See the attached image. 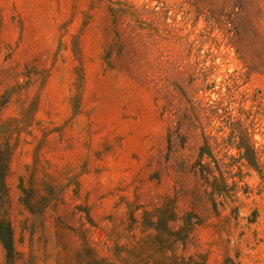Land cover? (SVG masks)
Wrapping results in <instances>:
<instances>
[{
  "label": "rangeland",
  "instance_id": "obj_1",
  "mask_svg": "<svg viewBox=\"0 0 264 264\" xmlns=\"http://www.w3.org/2000/svg\"><path fill=\"white\" fill-rule=\"evenodd\" d=\"M0 144L15 264H264V0H0Z\"/></svg>",
  "mask_w": 264,
  "mask_h": 264
},
{
  "label": "trees",
  "instance_id": "obj_2",
  "mask_svg": "<svg viewBox=\"0 0 264 264\" xmlns=\"http://www.w3.org/2000/svg\"><path fill=\"white\" fill-rule=\"evenodd\" d=\"M205 155L209 154L201 147L200 158L193 166L195 173L208 184L214 194L228 195V184L220 180L224 178L221 170L218 168L220 176H217L210 162L203 160ZM11 157L12 150L10 147L0 144V240L5 251L6 264H15L17 255L13 227L9 216V189L6 182ZM174 208L171 200L167 199L164 206L157 208L153 213H145V217L150 218L151 227L157 231V234L148 236L150 241L145 240V260H138L131 264H188L186 261L180 262L176 256L167 254L171 250L170 244L174 240L182 239L193 229V227H188L186 219H183V224L177 231L168 229L167 222L175 220ZM157 253L161 256H158Z\"/></svg>",
  "mask_w": 264,
  "mask_h": 264
}]
</instances>
